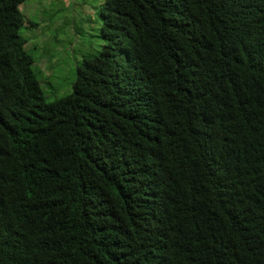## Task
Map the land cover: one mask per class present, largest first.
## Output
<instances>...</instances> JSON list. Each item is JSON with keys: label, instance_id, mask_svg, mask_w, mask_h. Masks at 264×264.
I'll list each match as a JSON object with an SVG mask.
<instances>
[{"label": "trees", "instance_id": "1", "mask_svg": "<svg viewBox=\"0 0 264 264\" xmlns=\"http://www.w3.org/2000/svg\"><path fill=\"white\" fill-rule=\"evenodd\" d=\"M0 0V264H264V0H102L47 102Z\"/></svg>", "mask_w": 264, "mask_h": 264}, {"label": "rangeland", "instance_id": "2", "mask_svg": "<svg viewBox=\"0 0 264 264\" xmlns=\"http://www.w3.org/2000/svg\"><path fill=\"white\" fill-rule=\"evenodd\" d=\"M102 0H23L18 9L29 25L21 27L24 49L33 58L43 98L49 102L70 91L75 68L104 41L99 36Z\"/></svg>", "mask_w": 264, "mask_h": 264}]
</instances>
